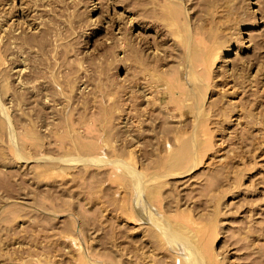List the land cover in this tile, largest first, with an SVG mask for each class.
Masks as SVG:
<instances>
[{
	"label": "rangeland",
	"instance_id": "rangeland-1",
	"mask_svg": "<svg viewBox=\"0 0 264 264\" xmlns=\"http://www.w3.org/2000/svg\"><path fill=\"white\" fill-rule=\"evenodd\" d=\"M0 264H264V0H0Z\"/></svg>",
	"mask_w": 264,
	"mask_h": 264
}]
</instances>
